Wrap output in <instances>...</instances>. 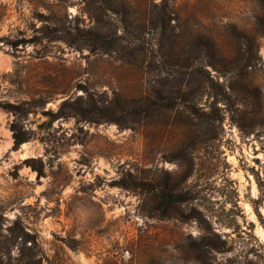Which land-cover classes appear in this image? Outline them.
I'll return each instance as SVG.
<instances>
[{"label": "rangeland", "instance_id": "1", "mask_svg": "<svg viewBox=\"0 0 264 264\" xmlns=\"http://www.w3.org/2000/svg\"><path fill=\"white\" fill-rule=\"evenodd\" d=\"M0 101V264H264V0H0Z\"/></svg>", "mask_w": 264, "mask_h": 264}, {"label": "trees", "instance_id": "2", "mask_svg": "<svg viewBox=\"0 0 264 264\" xmlns=\"http://www.w3.org/2000/svg\"><path fill=\"white\" fill-rule=\"evenodd\" d=\"M111 11L116 13V11L113 9H111ZM176 67L184 68L186 67V65H180L179 63H176ZM162 105L168 107V104L166 105L162 104ZM26 106H27V102L25 101L19 103L10 102V101H0V108L5 111L11 112L16 118L23 116L28 111V108ZM147 107L148 106H146V108ZM156 108H159V106H156ZM105 110H106L105 107L103 106L100 107L94 103H87V105H85V108L80 110V107H78V105L75 104L74 102L71 103L69 101H63L59 107L58 117L66 115L67 113L66 111H71L73 114L82 115L85 120L97 121L100 119L99 117H103V115H108V113L106 114ZM9 127L10 130L12 131V137L15 147H18L22 142L29 139V136L26 134V132L22 129V127L15 119L10 123ZM28 161H31V159ZM255 177H256L255 179L257 182V187L259 190V198L253 199L251 200V202L252 204H254V208L257 209L259 207L258 204L264 201V180L260 178L258 174H255ZM153 198L157 202V205L153 209L155 215H166L169 209L173 208L175 205L182 203L184 200H186L184 199V196L181 193L165 191V190H160L158 192H155L153 194ZM11 237L12 238L16 237V233L14 230H11ZM223 244L224 241L222 240L218 242L215 239L204 237L202 242L191 247V251L192 253H194L192 256L193 261H198V257L200 253L201 254L203 252L216 253L219 251H223L222 250ZM259 246L262 252L264 253V247L262 246V244L259 243ZM3 249L4 250H1V253L3 255H9L8 247H4ZM27 264H31V262Z\"/></svg>", "mask_w": 264, "mask_h": 264}]
</instances>
